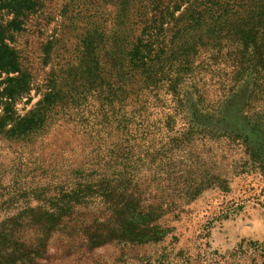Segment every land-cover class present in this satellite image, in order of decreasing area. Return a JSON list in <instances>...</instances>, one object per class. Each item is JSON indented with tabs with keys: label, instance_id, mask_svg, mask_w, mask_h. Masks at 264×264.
I'll use <instances>...</instances> for the list:
<instances>
[{
	"label": "trees",
	"instance_id": "1",
	"mask_svg": "<svg viewBox=\"0 0 264 264\" xmlns=\"http://www.w3.org/2000/svg\"><path fill=\"white\" fill-rule=\"evenodd\" d=\"M39 9L0 0L12 17L0 21V264H90L106 252L115 263L180 264L164 246L177 241L167 222L253 170L247 143L198 122L235 91L237 80L218 95L223 40L255 36L264 6L241 28L246 0H125L110 32L83 37L74 91L45 85L21 115L33 77L15 34Z\"/></svg>",
	"mask_w": 264,
	"mask_h": 264
},
{
	"label": "rangeland",
	"instance_id": "2",
	"mask_svg": "<svg viewBox=\"0 0 264 264\" xmlns=\"http://www.w3.org/2000/svg\"><path fill=\"white\" fill-rule=\"evenodd\" d=\"M36 1L38 14L27 19L24 30L15 34L14 46L21 54L24 70L33 77L31 100L25 98L16 107L21 115L42 100L45 85H57L63 94L74 91L83 37L95 30L110 32L125 0L121 7L113 0ZM246 2L248 14L243 10L235 23L241 28L255 24L253 18L264 6V0ZM11 18L0 14V21ZM234 33L235 38L226 35L221 44L219 82L224 87L218 95L237 80L235 91L216 113L201 116L198 124L247 143L253 170L232 179L228 192L206 191L179 221L167 222L175 228L177 241L169 237L164 246L170 260L180 264H264V27L256 30L255 36H248L245 30ZM248 38L250 45L246 46ZM45 48H50L47 55ZM188 90L186 85L183 93ZM209 90L212 95L214 91ZM244 156V150H239L235 157L238 165L247 161ZM113 254L105 253L107 261L99 253L89 263L126 264L115 263Z\"/></svg>",
	"mask_w": 264,
	"mask_h": 264
}]
</instances>
